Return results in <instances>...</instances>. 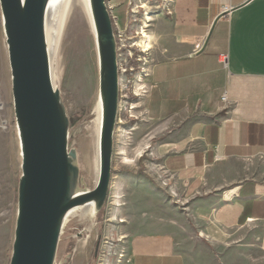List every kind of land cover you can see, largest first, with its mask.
I'll return each instance as SVG.
<instances>
[{"label": "crops", "instance_id": "obj_1", "mask_svg": "<svg viewBox=\"0 0 264 264\" xmlns=\"http://www.w3.org/2000/svg\"><path fill=\"white\" fill-rule=\"evenodd\" d=\"M152 8L139 159L169 203L133 208L127 264H264V0Z\"/></svg>", "mask_w": 264, "mask_h": 264}, {"label": "rangeland", "instance_id": "obj_2", "mask_svg": "<svg viewBox=\"0 0 264 264\" xmlns=\"http://www.w3.org/2000/svg\"><path fill=\"white\" fill-rule=\"evenodd\" d=\"M62 2L59 1L55 15L50 16L46 24L47 32L49 23L51 28V39L47 38V41L50 39L51 79L69 119L68 150L76 152V165L82 179L79 189L93 190L99 179V74L95 37L86 21L84 26L76 20L74 9L66 24H63L60 14ZM160 2L163 1L110 2L113 14L119 18L120 28L128 27L124 37L127 43L151 48L153 39L148 15L152 20V13L156 11L152 5ZM140 6L144 9L140 10ZM79 32L86 33L85 53L77 47ZM146 40L147 47H144ZM135 116L137 119L130 118L127 112L119 115L120 122H117L114 134L109 192L103 210L94 215L90 207H85L69 216L58 244L55 264H127L129 216L133 208L143 209L169 203L168 195L154 185L152 172L145 171L141 163L145 156L139 159L147 132L140 110ZM90 163L95 168V177L92 179L87 168ZM20 167L10 69L0 11V264H9L10 261ZM97 243L99 249L95 257Z\"/></svg>", "mask_w": 264, "mask_h": 264}, {"label": "water", "instance_id": "obj_3", "mask_svg": "<svg viewBox=\"0 0 264 264\" xmlns=\"http://www.w3.org/2000/svg\"><path fill=\"white\" fill-rule=\"evenodd\" d=\"M98 57L99 179L79 189L75 150H68L69 119L53 87L46 22L50 0H0L21 157L17 215L9 264H55L69 216L90 207L99 214L111 179L118 118L116 40L105 0H87ZM98 244L95 246L96 257Z\"/></svg>", "mask_w": 264, "mask_h": 264}, {"label": "built area", "instance_id": "obj_4", "mask_svg": "<svg viewBox=\"0 0 264 264\" xmlns=\"http://www.w3.org/2000/svg\"><path fill=\"white\" fill-rule=\"evenodd\" d=\"M112 24L115 28L117 69H118V118L122 112H127L130 118L137 119L135 114L142 108V101L148 95L150 87L147 80L150 76L149 49L137 43H127L124 39L128 27L120 28L119 18L113 14L110 4L112 0H105ZM170 3L172 0H162ZM141 7V6H140ZM140 10H143L140 8ZM229 7L224 8L228 12ZM138 13V12H137ZM139 21V20H138ZM137 35V34H136ZM129 39V38H128ZM223 104H227L226 94L221 97ZM167 178H159L162 186L167 187Z\"/></svg>", "mask_w": 264, "mask_h": 264}, {"label": "bare ground", "instance_id": "obj_5", "mask_svg": "<svg viewBox=\"0 0 264 264\" xmlns=\"http://www.w3.org/2000/svg\"><path fill=\"white\" fill-rule=\"evenodd\" d=\"M59 1L60 0H50L47 19H49L50 16L55 15V11H56V8L59 5ZM62 1H63L62 2L63 4H62V7L60 9V14H61L62 19H63L62 20L63 24H66L68 16L70 15L72 9H74L73 12H75L76 20L80 24H83L84 26H85V21H86L88 23V26H89L90 30L92 29V34H93L94 33L93 32V25H92V21H91V17H90V12H89V7H88L87 0L86 1L85 0H62ZM140 8H142V7H140ZM142 9H144V8H142ZM46 24H47V22H46ZM78 25L79 24H77V26ZM80 26H78V27H80ZM50 30H51V28H50V23H49V29H48V32L46 30V34H47V38L50 37V39H51V31ZM49 31H50V35H49ZM80 32H79V34L77 35V38H76L77 39L76 41H77V44H78L77 47H79V49L85 53V35H86V33H80ZM50 39H49V41H47L48 44L50 42ZM145 42H146V44H145L144 47H147L146 46L147 45V40ZM98 111H99L98 124H99V128H100L101 115H100L99 104H98ZM95 126H96V124H95ZM95 131H96V129L94 130V133H95ZM98 140H99V134H98ZM90 145H91V143H90ZM97 156H99L98 143H97ZM87 168H88L89 172L91 173V179L94 178L95 177L94 176V171H95L94 164L90 163L89 166H87Z\"/></svg>", "mask_w": 264, "mask_h": 264}, {"label": "flooded vegetation", "instance_id": "obj_6", "mask_svg": "<svg viewBox=\"0 0 264 264\" xmlns=\"http://www.w3.org/2000/svg\"><path fill=\"white\" fill-rule=\"evenodd\" d=\"M98 244V249H99V243H97Z\"/></svg>", "mask_w": 264, "mask_h": 264}, {"label": "trees", "instance_id": "obj_7", "mask_svg": "<svg viewBox=\"0 0 264 264\" xmlns=\"http://www.w3.org/2000/svg\"><path fill=\"white\" fill-rule=\"evenodd\" d=\"M113 29H114V31H115V28H114V26H113Z\"/></svg>", "mask_w": 264, "mask_h": 264}]
</instances>
